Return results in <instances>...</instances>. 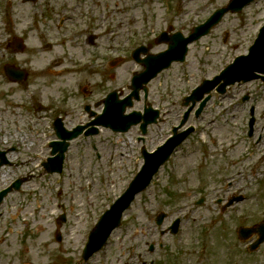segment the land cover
I'll use <instances>...</instances> for the list:
<instances>
[{
  "label": "rangeland",
  "instance_id": "374dc122",
  "mask_svg": "<svg viewBox=\"0 0 264 264\" xmlns=\"http://www.w3.org/2000/svg\"><path fill=\"white\" fill-rule=\"evenodd\" d=\"M85 1L87 8L82 15L66 19L70 26L86 28L80 35L71 33L73 37L70 38L77 47L68 46V39H61L60 32L68 36L69 31L62 26L54 29V22L51 34L56 33L53 38L60 40L62 46L47 47L39 36L40 32H36V25H32L34 18L35 21L43 18L39 8L44 3V8H49L47 14L43 12L44 16L55 21V0L31 5L20 3L16 6V14L20 15L16 23L6 22L8 24L4 28L0 22V128L9 136L8 146L0 145V149L4 146L6 156L12 162L0 166V188L22 177L25 189L18 193L12 191L3 200L0 209L3 212L0 214V264H34L37 256H45L42 264H48L52 262L49 255H54V262L68 263L73 251L79 247L85 228L95 222L112 199L124 190L142 163L141 143L136 141L140 135L137 126H132L120 135L101 128L99 134L78 137L70 142L61 173L45 171L42 162L50 151L47 141L56 138L52 128L56 112L52 103L57 99L68 102L70 113L63 114L66 127L78 122L87 123L91 117L82 108L84 100H90L91 108L98 111L96 109L99 106L94 107V101L103 98L112 89L125 94L132 71L142 69L131 60L128 53L135 40L146 39L147 42L148 39L151 53L159 52L167 46L166 43L157 44L153 41L160 31L170 25L172 31L187 35L194 25L204 22L213 10L228 0ZM0 7V18L5 22L8 20L3 13L5 6L1 3ZM60 14L58 12V16ZM263 18L264 0L250 3L242 13L225 14L207 35L189 45L184 62L172 63L150 81L147 102L161 109L163 120L148 129L144 143L147 149L162 143L171 134V128L179 124L185 110L184 96L202 79H211L218 74L235 56L246 53ZM150 21H154L156 30H143L142 23L148 24ZM13 24L16 33L23 38L24 48L20 52H14L9 44H6V49H1L3 39L9 37V32L12 33ZM91 35L96 36L95 43L86 45L84 39ZM118 44L122 47L117 53L125 54V59L114 66L105 67L108 58L101 54L111 53L113 57L116 51H106L109 46ZM90 55L95 56L91 67L78 72V62ZM6 63L24 68L28 72L27 79L18 85L5 79L1 69ZM59 66H66L67 69L56 72ZM78 84H83L86 93L77 91ZM245 87L249 89L246 101L242 102L238 98L230 100L231 93L236 98L238 94H243ZM40 88L44 89V99L50 104L41 112L36 111L38 114L35 116L31 105H35L38 95L34 96L33 101L28 100V96L32 95L31 91ZM8 95L14 96L22 104L17 109L22 112L20 130H16L12 123V119L18 118L17 110L8 115L5 113V107L8 106L1 101V97L3 99ZM250 105L256 107L258 125L264 126V83L259 80L243 87H234L222 96L212 92L201 114L195 117L192 113L189 116L182 128L193 126L194 131L124 212L122 223L125 226L115 229L108 245L112 253L117 245L121 252L124 246L130 249L137 244L142 245L152 216L169 208L185 213L183 223L187 227V236L201 239V246H204V239L214 243L222 239L229 242L221 234V227L226 228L231 224L236 228L244 227L259 219L260 209L264 208V140L252 145L251 139L243 136ZM142 107V99L133 101L127 112L141 110ZM10 144L14 151L9 148ZM93 146L99 157L95 156ZM132 148L133 151L129 153ZM35 149L44 151L32 163ZM234 171L239 174H235L228 187L224 180H229ZM256 177L260 179L256 180ZM212 186L218 191H211ZM199 192L203 193L205 200L197 204L198 198H201ZM228 193L236 197L242 195V199L234 201L233 205L226 206L219 213L217 208L225 204ZM219 196L222 200L220 204L216 200L212 201ZM233 209L237 211V217L233 216ZM150 211L152 216L149 215ZM62 214L65 215L64 221L61 219ZM57 232L62 235L59 244L54 241ZM117 237L120 241L112 245ZM121 240L124 245H120ZM118 251L115 253L118 254ZM113 257L110 264L115 262Z\"/></svg>",
  "mask_w": 264,
  "mask_h": 264
},
{
  "label": "flooded vegetation",
  "instance_id": "af4514ba",
  "mask_svg": "<svg viewBox=\"0 0 264 264\" xmlns=\"http://www.w3.org/2000/svg\"><path fill=\"white\" fill-rule=\"evenodd\" d=\"M20 1L21 3H24L23 0ZM39 1L36 0L35 3ZM55 2L56 6H54L53 11L56 8L60 9L62 12H64L63 15L65 16L71 13L69 0H55ZM44 6L45 3L40 5L39 11L42 12L43 18L39 19L37 21V24H40L42 22L44 23L45 16L43 12L45 11V13L47 14V11L49 9L44 8ZM3 13L4 15H9L10 7L8 6L7 8L3 9ZM0 22L4 25V28L6 24H8L6 22H3L1 18ZM32 25L34 24L32 23ZM3 40L4 44L1 46V49H6V44H9V48H11L10 34L7 39L4 38ZM2 152L0 151V155ZM3 156L4 158H6L5 152H3ZM3 200L0 202V209L2 208ZM224 208L225 206L217 208V210L220 213ZM0 214H3V212H0ZM168 215L169 212H165L161 224H157L155 222V217L153 216L150 220L149 225L147 226V229L145 230L146 232L144 233V239H142V245L137 244L135 247H131L130 249H128V247H125L122 252L120 250L114 258V264H264V241L257 245H254L256 238L258 237V233H240V227L236 228L234 224H231L229 227L220 228L221 234L224 235L229 240V242L225 240L223 241L222 239L218 240V243H214L210 239H204L202 241L204 243V246H201V239H197L196 237L194 239H191L187 236V227L182 225V219H180L179 227L176 233L172 234L170 231H168V227L170 224V222L168 221ZM260 220L264 221V216ZM165 235L168 236L162 238ZM176 235H179L181 237L175 238L174 236ZM168 242L170 244L169 246ZM191 242L192 244H190ZM124 244L125 243H123V240H121L120 245ZM56 250L58 251V249ZM44 257L45 256H37L35 260L33 258L34 264H42V259ZM120 257H122V259H120ZM49 259L52 262L48 264H59L58 260L54 262V255H49ZM83 263L84 262H80V264ZM9 264L13 263L11 262ZM64 264H72V261L69 259V262ZM93 264H105V262L99 261Z\"/></svg>",
  "mask_w": 264,
  "mask_h": 264
},
{
  "label": "water",
  "instance_id": "95a60500",
  "mask_svg": "<svg viewBox=\"0 0 264 264\" xmlns=\"http://www.w3.org/2000/svg\"><path fill=\"white\" fill-rule=\"evenodd\" d=\"M247 1H249V0H233L226 8H222V9H219L218 11H216V13L213 16L212 21L207 25L205 30H203L202 32L203 33L206 32L211 25L216 23L220 19V17L222 16V14L224 12H226L229 9H231L232 11L233 10H238ZM260 35L261 36L257 39L255 44L250 49V53L247 56H242L239 59H237L236 62L234 63V65L229 66L227 68V70H225L222 73V77L226 76L229 73V71H230V69L232 67H236V68L243 67V69L240 71L242 73L239 72V74H237L236 76L245 77L247 79L255 76L254 74L251 73V72H253V70H263L264 69V62L263 61H262L263 64H261L262 66L259 65V64H257V65L254 64L256 59L258 61L260 57L264 56V28L262 29V32H261ZM171 45H173V44L171 43ZM183 51L184 50H182V53H183ZM166 65L164 64V66H166ZM162 67L163 66H161V68ZM244 68H246V70H244ZM247 68H250V70H248ZM159 69L160 68H158L156 71H158ZM210 89H211V86L206 87V89H203L201 92H199L197 94L196 99H199L202 96L203 92H207ZM123 110H124V104H122V106L120 108V113H122ZM104 123L105 124H109L107 122H104ZM69 134L66 135L67 138H71L74 135H76V133H74V132L69 133ZM180 140H181V138H179V139H176V138L171 139L169 141L171 144L167 145L163 149L161 148L160 151L161 150H165L164 153H163V156L161 157V159L154 160V162H152V160H148L147 161V163L145 164V166L143 168V171L138 176V178L135 180V182L132 184V186L129 188L128 192H126V194L121 198L119 204L116 207H114L113 210L101 222V224H103V226L100 229L102 231H104V234H105L103 236V240L108 235L110 229L116 224L122 209H124L128 205V203L130 202V199L132 198L134 193L139 191L140 189H142L147 184V182L149 181L151 175L156 171L158 165L163 162V160L167 157V155L172 150V148ZM160 151H158V152H160ZM158 152L156 154H158ZM156 156H158V155H156ZM61 158H62V153H60L57 156V161H59V163L61 161ZM105 224L110 225V226L104 227ZM101 240H102V237H101Z\"/></svg>",
  "mask_w": 264,
  "mask_h": 264
},
{
  "label": "bare ground",
  "instance_id": "6f19581e",
  "mask_svg": "<svg viewBox=\"0 0 264 264\" xmlns=\"http://www.w3.org/2000/svg\"><path fill=\"white\" fill-rule=\"evenodd\" d=\"M66 69H67L66 66H59L58 69L56 70V72L57 71L63 72V70H66ZM8 103L10 104V107L9 108H5L6 115H8L9 113L12 114L20 106V102L17 99H15L14 96L13 97L10 96L8 98ZM6 109H9V111L6 110ZM43 151H44L43 149H40V150L35 149L34 150V156L31 158L32 163L33 162L35 163V161L40 157V155L42 154Z\"/></svg>",
  "mask_w": 264,
  "mask_h": 264
}]
</instances>
